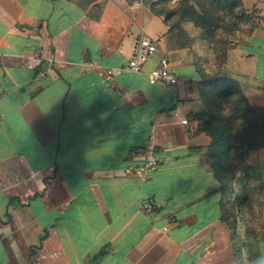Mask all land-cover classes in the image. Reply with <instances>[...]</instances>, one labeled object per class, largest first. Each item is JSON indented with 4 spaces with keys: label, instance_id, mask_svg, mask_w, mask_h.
Instances as JSON below:
<instances>
[{
    "label": "crops",
    "instance_id": "1",
    "mask_svg": "<svg viewBox=\"0 0 264 264\" xmlns=\"http://www.w3.org/2000/svg\"><path fill=\"white\" fill-rule=\"evenodd\" d=\"M242 2L256 28L230 37L222 71L263 114L264 0ZM167 31L144 0H0V264H249L245 227L264 256V134L245 139L261 178L233 180L248 207L228 209L195 118L198 61ZM141 37L156 47L142 73L107 75ZM162 59L175 86L148 76ZM148 141L157 168L126 173Z\"/></svg>",
    "mask_w": 264,
    "mask_h": 264
},
{
    "label": "trees",
    "instance_id": "2",
    "mask_svg": "<svg viewBox=\"0 0 264 264\" xmlns=\"http://www.w3.org/2000/svg\"><path fill=\"white\" fill-rule=\"evenodd\" d=\"M156 15L163 16L168 34L178 49H190L196 59L195 66L202 78L200 99L202 110L195 115L201 130L211 138L207 147V162L220 183L222 204L248 207L247 197L230 199L238 184L261 178L245 163L249 130L260 128L264 134V113L258 114L247 102L238 83L223 74L230 37L235 32L249 37L256 28L257 16L247 14L242 0H144ZM263 111V110H261ZM237 173L243 175L235 180ZM249 182V184H250ZM245 186V188H246ZM247 191H252L249 188ZM250 194V192H249ZM243 242L250 252L249 264H257L260 253L256 250L254 233L245 227ZM255 250L254 252H252Z\"/></svg>",
    "mask_w": 264,
    "mask_h": 264
},
{
    "label": "built area",
    "instance_id": "3",
    "mask_svg": "<svg viewBox=\"0 0 264 264\" xmlns=\"http://www.w3.org/2000/svg\"><path fill=\"white\" fill-rule=\"evenodd\" d=\"M143 0H133V4L142 2ZM156 51L155 45L147 37H141L136 45L135 51L131 59L123 66L116 69H108L107 75H111L114 72L118 73H133L139 74L142 73V63L149 56L153 55ZM39 55L36 53L33 55V61L39 62ZM37 75H42L40 72ZM149 78L152 81L160 82L166 85L175 86L179 78L174 75L170 69L169 64L166 59L160 60V65L156 68H153L148 73ZM1 93V91H0ZM182 124L187 125L189 122L187 120L181 121ZM194 131V127L192 128ZM159 165V159L155 155V146L152 141H148L141 151V162L137 166H129L125 169L126 173H136L138 176H144L146 174L154 171ZM139 210L144 213H151L155 205L151 200L142 199L138 203Z\"/></svg>",
    "mask_w": 264,
    "mask_h": 264
},
{
    "label": "clouds",
    "instance_id": "4",
    "mask_svg": "<svg viewBox=\"0 0 264 264\" xmlns=\"http://www.w3.org/2000/svg\"><path fill=\"white\" fill-rule=\"evenodd\" d=\"M257 264H264V256H261L258 261Z\"/></svg>",
    "mask_w": 264,
    "mask_h": 264
}]
</instances>
